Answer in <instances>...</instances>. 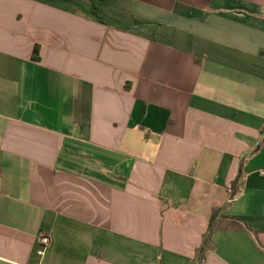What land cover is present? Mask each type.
Returning <instances> with one entry per match:
<instances>
[{
    "label": "crops",
    "instance_id": "crops-1",
    "mask_svg": "<svg viewBox=\"0 0 264 264\" xmlns=\"http://www.w3.org/2000/svg\"><path fill=\"white\" fill-rule=\"evenodd\" d=\"M262 173L264 0H0V264H264Z\"/></svg>",
    "mask_w": 264,
    "mask_h": 264
},
{
    "label": "trees",
    "instance_id": "trees-1",
    "mask_svg": "<svg viewBox=\"0 0 264 264\" xmlns=\"http://www.w3.org/2000/svg\"><path fill=\"white\" fill-rule=\"evenodd\" d=\"M34 54H35V58L38 59V56H39V48L38 47L35 49ZM217 214H218V210H215V213H214V216H213V220L216 218ZM234 222L237 223L239 225V227H241L244 231L252 232L251 229L246 224L242 225L238 220H235ZM212 233H213V229L211 228L209 230L208 234L205 236L204 246L201 249V253H200V258H199L198 264H202L204 262V260H205V253L207 251L208 244L210 242Z\"/></svg>",
    "mask_w": 264,
    "mask_h": 264
},
{
    "label": "built area",
    "instance_id": "built-area-1",
    "mask_svg": "<svg viewBox=\"0 0 264 264\" xmlns=\"http://www.w3.org/2000/svg\"><path fill=\"white\" fill-rule=\"evenodd\" d=\"M264 175V173H262ZM40 250L39 255L42 257L51 245V239L48 235H42L39 240Z\"/></svg>",
    "mask_w": 264,
    "mask_h": 264
}]
</instances>
